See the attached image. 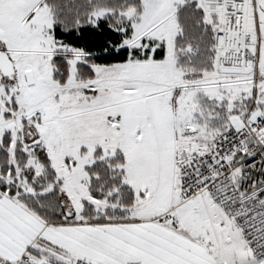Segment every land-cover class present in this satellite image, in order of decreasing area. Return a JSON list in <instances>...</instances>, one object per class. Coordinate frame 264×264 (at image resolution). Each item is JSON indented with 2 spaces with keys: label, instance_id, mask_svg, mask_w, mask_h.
<instances>
[{
  "label": "snow or ice",
  "instance_id": "obj_1",
  "mask_svg": "<svg viewBox=\"0 0 264 264\" xmlns=\"http://www.w3.org/2000/svg\"><path fill=\"white\" fill-rule=\"evenodd\" d=\"M0 264H264V0H0Z\"/></svg>",
  "mask_w": 264,
  "mask_h": 264
}]
</instances>
